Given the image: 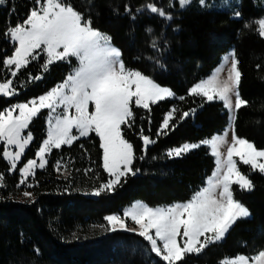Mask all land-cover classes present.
<instances>
[{
    "label": "trees",
    "instance_id": "1",
    "mask_svg": "<svg viewBox=\"0 0 264 264\" xmlns=\"http://www.w3.org/2000/svg\"><path fill=\"white\" fill-rule=\"evenodd\" d=\"M92 26L112 38L122 52L126 67L140 70L162 87L169 88L176 99L151 105V111L134 108L135 122L122 127V134L134 147L137 158L129 175L112 191L89 197L81 190H93L106 183L103 170V150L100 140L92 134L77 139L71 146L54 149L44 170L37 171L25 185L20 174L11 171L2 157L0 144V173L5 187L0 188V264H166L150 252V246L138 234L125 231L108 232V215H123L135 202L150 207H165L189 201L205 187L216 164L207 146H201L181 157L169 158L170 149L185 143H199L222 134L229 117L220 101L205 103L200 97L188 94L189 89L206 79L220 66L222 58L232 48L239 59L242 72L240 95L249 102L241 108L235 121L238 137L264 150V39L253 24L245 22L264 17V0H240V17L229 11L205 10L195 3L187 9L167 7L169 0H67ZM155 2L174 17L165 22L147 11L136 13L146 3ZM132 9L135 19L124 11ZM35 6L34 0H7L0 7V82L13 79L17 94L13 98L0 96V111L16 103L28 102L46 94L62 83L77 65L72 59L56 62L43 71L44 54L22 69L13 78L2 61L13 54L6 30L23 22ZM151 28V34L146 29ZM157 39L160 51L150 46ZM163 64L166 70L158 65ZM259 65V68L257 67ZM40 76V79L29 77ZM185 97L179 100V97ZM203 105V106H201ZM180 112L196 109L194 115L173 120L176 127L167 135L157 131L167 112L173 107ZM46 112L32 123L29 131L35 140L23 162L35 159L42 141L47 138ZM150 121V122H149ZM156 140L142 150L140 129ZM61 170H56V162ZM64 165L67 168H64ZM92 171L86 172L85 170ZM254 184L251 192L240 191L234 185V198L248 208L251 217L238 220L227 236L212 244L201 254H190L178 264H221L224 258L243 254L249 257L264 250V174L240 167ZM66 176L63 174L64 172ZM32 184L33 187H27ZM19 185V186H18ZM24 191L31 192L30 200H19ZM34 200V202H32ZM38 250V251H37Z\"/></svg>",
    "mask_w": 264,
    "mask_h": 264
},
{
    "label": "snow or ice",
    "instance_id": "2",
    "mask_svg": "<svg viewBox=\"0 0 264 264\" xmlns=\"http://www.w3.org/2000/svg\"><path fill=\"white\" fill-rule=\"evenodd\" d=\"M6 2L0 0V5ZM175 2L180 9L187 10L194 0ZM34 3L26 19L5 33L14 51L2 64L10 71L11 77H17L22 69L39 60L41 53L46 57L41 65L43 71H48L49 66L56 62L70 63L72 58L78 63L62 83L46 94L0 111V144L4 145L2 157L8 162L11 171L17 170L26 148L34 139L31 131L25 134V130L42 110L47 109V138L38 148L36 159H29L20 169L19 184L25 185L29 177H35L37 168L46 167L47 157L53 149L71 146L80 137L95 133L103 150V169L109 178L106 183L94 189L92 194L98 196L105 191H112L121 183L122 178L129 174L136 175L139 169L134 170L133 163L137 158L144 159L143 155H135L133 145L122 134V126L130 128L135 122L133 106L150 112L151 105L174 97L175 94L140 70L126 67L122 52L113 45L111 36L94 28L92 20L85 19L67 0H34ZM195 3L205 10L218 7L209 4L207 0H195ZM174 6L173 0H169L167 7L172 9ZM220 6L230 7L227 0ZM124 11L132 19L136 18L129 5H125ZM135 11H147L165 22L174 19L170 11L157 6L155 2L146 3ZM233 15L239 18L241 14L235 11ZM253 24L257 35L264 39V17L245 22L244 27L252 28ZM152 31L151 28L146 29L149 34ZM150 46L160 51L157 39H152ZM239 64L233 49L222 58L221 65L210 77L195 83L188 92L190 96L200 97L205 103L222 102L228 113L229 127L211 139L185 143L167 152L169 158H176L202 145L207 146L216 167L206 186L187 202L155 208L138 203L122 216L108 215L105 217L107 224L99 227L108 232L136 233L147 242L151 253L166 264H178L184 262L188 255H199L212 244L219 243L238 220L250 217L248 208L234 198L233 185H237L240 191L251 192L254 184L248 175L240 171L236 158L243 165L250 166L251 170L264 174V150H258L253 143L235 135L237 113L249 104L240 95L242 72ZM158 66L166 70L162 63ZM225 71L226 77L221 78ZM16 94L13 79L0 82V96L12 97ZM179 99L184 100L185 97ZM90 105L93 106L91 111ZM178 111L173 106L167 112L157 137L167 135L168 130L176 127L173 120H183L194 115L196 109L180 112L177 116ZM74 129L77 133L75 135ZM230 131L232 137L229 142ZM140 137L142 150L146 154L149 145L156 143V140L144 135L143 128L140 129ZM224 146L226 153L221 151ZM55 167L60 171L61 162L57 161ZM64 168L67 166L64 165ZM5 186L4 175L0 173V188ZM27 187L33 185L27 184ZM23 195L31 199L33 194L24 191ZM129 219L135 227L127 226L126 221ZM221 264H264V250L252 257L240 254L234 258H224Z\"/></svg>",
    "mask_w": 264,
    "mask_h": 264
},
{
    "label": "rangeland",
    "instance_id": "3",
    "mask_svg": "<svg viewBox=\"0 0 264 264\" xmlns=\"http://www.w3.org/2000/svg\"><path fill=\"white\" fill-rule=\"evenodd\" d=\"M207 2L209 3V4H213V5H217L218 7H215V8H213V9H210V10H214V11H229V12H232V13H234L235 11H239L240 12V6H241V4H240V0H227V3H228V5H230V7H228V6H220V5H223L224 4V0H207ZM3 6H5V4H3V5H0V7H3ZM235 17V16H234ZM236 18V17H235ZM234 48H232L231 50H233ZM230 50V51H231ZM41 54H43V53H41ZM72 59H75V58H72ZM71 59V60H72ZM76 60V59H75ZM78 63V62H77ZM221 65V64H220ZM77 66V65H76ZM226 75H227V72L225 71L224 73H222L221 74V78H225L226 77ZM14 96H12V97H6V98H13ZM173 99H176V97L174 96V97H171V98H167V99H165V100H173ZM165 100H163V101H165ZM180 100V99H179ZM160 102H162V101H160ZM135 108V106H133V109ZM90 111L91 110H93V106L92 105H90V109H89ZM44 112H46V128H47V116H48V110L47 109H45V110H42L41 111V113L37 116V117H35L34 119H33V121H32V123L35 121V119H37L39 116H41ZM177 115V114H176ZM32 123L29 125V128L28 129H26L25 130V134H27V132L29 131V129H30V127H31V125H32ZM123 127V126H122ZM229 127V126H228ZM227 127V128H228ZM73 134L75 135V134H77L76 133V131H75V129L73 130ZM92 134H95V133H92ZM92 134H90L88 137H80L79 139H85V138H89ZM32 135H33V133H32ZM33 137H34V135H33ZM231 137H232V133H231V131L229 132V137H228V139H229V142L231 141ZM99 138V137H98ZM34 140H35V137H34V139H33V141H32V143L34 142ZM32 143L28 146V148H26V150H25V153H24V155L22 156V158H21V160H20V162L18 163V165H17V171L19 172V174H20V176H21V173H20V169H22V167L27 163H24L23 162V159L25 158V155H26V153H27V151L30 149V147H31V145H32ZM3 145V144H2ZM4 146V145H3ZM64 146H68V145H64ZM150 146V145H149ZM63 147V146H62ZM54 150V149H53ZM52 150V151H53ZM194 150V149H193ZM210 150V149H209ZM221 151L222 152H225L226 153V146H224V147H222L221 148ZM51 154V153H50ZM49 154V155H50ZM49 157V156H48ZM48 157H47V159H48ZM35 159H36V157H35ZM237 159V161H238V167L240 168V167H250V166H247V165H243L241 162H239V159L238 158H236ZM8 163V162H7ZM134 164V163H133ZM47 166V165H46ZM46 168V167H45ZM44 168V169H45ZM44 169H39V168H37L36 169V172L37 171H41V170H44ZM104 170V169H103ZM241 171V170H240ZM36 172H35V174H36ZM64 172V171H63ZM106 174H107V176H108V173L107 172H105ZM65 176L67 175L65 172L63 173ZM130 175V174H129ZM30 178H33V177H29L28 178V180L30 179ZM109 178V177H108ZM124 178H122V180H123ZM122 180H121V182H122ZM118 186V185H117ZM116 186V187H117ZM234 186V185H233ZM237 186V185H236ZM115 187V188H116ZM238 187V186H237ZM239 188V187H238ZM93 191H94V189L93 190H91V191H89V190H81V193H83L84 195H86V196H89V197H98L97 195H93L92 193H93ZM247 192H249V191H247ZM102 194V193H101ZM100 194V195H101ZM19 200H23V201H25V200H30V198H27V197H25L24 195H23V193H22V195L20 196V198H19ZM138 203H142V204H144V205H147V204H145L144 202H141V201H137V202H135L131 207H133L134 205H136V204H138ZM148 206V205H147ZM130 208V207H129ZM129 208H127L126 210H128ZM153 208H155V207H153ZM125 210V211H126ZM251 214V213H250ZM250 217H251V215H250ZM250 217H248V218H250ZM248 218H244V219H248ZM126 224H127V226L128 227H135V225L133 224V222H131V220L129 219V220H127L126 221ZM230 231V230H229ZM125 232H127V231H125ZM127 233H132V234H136V233H133V232H127ZM227 236V235H226ZM221 242V241H220Z\"/></svg>",
    "mask_w": 264,
    "mask_h": 264
}]
</instances>
